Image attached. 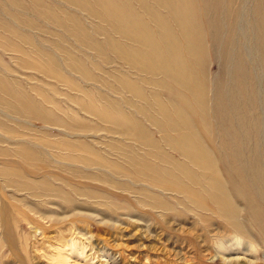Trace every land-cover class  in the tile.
Segmentation results:
<instances>
[{
  "label": "bare ground",
  "instance_id": "bare-ground-1",
  "mask_svg": "<svg viewBox=\"0 0 264 264\" xmlns=\"http://www.w3.org/2000/svg\"><path fill=\"white\" fill-rule=\"evenodd\" d=\"M237 3L2 0L0 52L39 83L0 61V180L28 191L0 188L1 225L31 212L52 222L43 208L93 194L63 170L223 229L225 261L247 250L251 262L264 249V0ZM52 125L66 138L52 140Z\"/></svg>",
  "mask_w": 264,
  "mask_h": 264
},
{
  "label": "rangeland",
  "instance_id": "rangeland-1",
  "mask_svg": "<svg viewBox=\"0 0 264 264\" xmlns=\"http://www.w3.org/2000/svg\"><path fill=\"white\" fill-rule=\"evenodd\" d=\"M27 11L30 16L37 13L32 9ZM17 60L16 54L11 51L0 52L1 63L15 70L14 65H21ZM20 70L13 71L12 74L22 80L26 78L31 83H39L37 79H27L32 70L29 73L24 68ZM209 73L214 80L222 79L224 75L215 49L212 51ZM66 87L67 85H61V100L65 98L64 94L67 96L69 93ZM97 89L99 90V86ZM45 131L52 140L66 138L63 126L52 125ZM103 145L100 144L105 147ZM125 153L131 155L129 151ZM62 174L76 181L92 183L86 189L93 191V194L78 199L73 197L71 203L61 199V211L43 208V212L56 214L52 216V222L35 212L30 213L33 218L31 223L20 215L15 216V228L2 226L0 222V264H264V249L251 255V262L243 258L244 254L249 255L247 250L240 251L239 261L233 256L228 258L231 262H226L224 249H218L215 242V236L224 235L226 231L197 220L191 214L184 216L186 212L180 214L174 211L163 216V210L152 209L148 198L140 194L138 189L131 187L128 193L124 191L123 195L118 196L112 193H120L118 188L108 186L110 189L107 192L94 187L98 182L91 181L86 176H73L68 171L61 170ZM3 184L1 179L0 188L8 190L7 195L11 200L25 199L28 191L13 197L10 190L17 188ZM140 198L145 204L137 202ZM156 222L160 224L157 225ZM162 225L168 232L160 231ZM156 226L158 230L154 229ZM9 229L14 231L8 234L5 230Z\"/></svg>",
  "mask_w": 264,
  "mask_h": 264
}]
</instances>
